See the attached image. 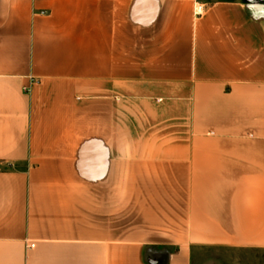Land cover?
<instances>
[{
    "label": "crops",
    "instance_id": "crops-1",
    "mask_svg": "<svg viewBox=\"0 0 264 264\" xmlns=\"http://www.w3.org/2000/svg\"><path fill=\"white\" fill-rule=\"evenodd\" d=\"M195 248L264 250V13L0 0V264Z\"/></svg>",
    "mask_w": 264,
    "mask_h": 264
},
{
    "label": "rangeland",
    "instance_id": "rangeland-1",
    "mask_svg": "<svg viewBox=\"0 0 264 264\" xmlns=\"http://www.w3.org/2000/svg\"><path fill=\"white\" fill-rule=\"evenodd\" d=\"M191 264H264V250L195 248Z\"/></svg>",
    "mask_w": 264,
    "mask_h": 264
},
{
    "label": "built area",
    "instance_id": "built-area-1",
    "mask_svg": "<svg viewBox=\"0 0 264 264\" xmlns=\"http://www.w3.org/2000/svg\"><path fill=\"white\" fill-rule=\"evenodd\" d=\"M203 13H204V6L201 4H195L193 8V16L195 18H199L203 15Z\"/></svg>",
    "mask_w": 264,
    "mask_h": 264
},
{
    "label": "snow or ice",
    "instance_id": "snow-or-ice-1",
    "mask_svg": "<svg viewBox=\"0 0 264 264\" xmlns=\"http://www.w3.org/2000/svg\"><path fill=\"white\" fill-rule=\"evenodd\" d=\"M249 6L250 8H256L258 9L260 12L264 13V3H253V0H249Z\"/></svg>",
    "mask_w": 264,
    "mask_h": 264
}]
</instances>
